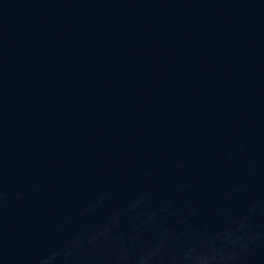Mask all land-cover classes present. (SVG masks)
<instances>
[{"label":"water","instance_id":"water-1","mask_svg":"<svg viewBox=\"0 0 264 264\" xmlns=\"http://www.w3.org/2000/svg\"><path fill=\"white\" fill-rule=\"evenodd\" d=\"M0 264H264V0H0Z\"/></svg>","mask_w":264,"mask_h":264}]
</instances>
